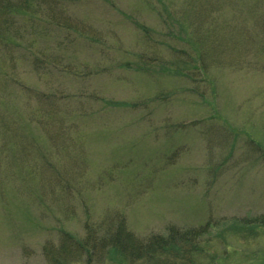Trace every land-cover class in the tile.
<instances>
[{
	"label": "rangeland",
	"instance_id": "374dc122",
	"mask_svg": "<svg viewBox=\"0 0 264 264\" xmlns=\"http://www.w3.org/2000/svg\"><path fill=\"white\" fill-rule=\"evenodd\" d=\"M257 1L64 0L71 24L84 35H65L44 20L23 22L31 49L47 55L44 64L57 55L58 64L36 70L16 51L9 71L25 86L0 76V114L17 117L19 130L46 146L37 120L49 103L26 89L43 91L84 151L80 157L59 143L41 155L32 145L28 159L11 160L0 139V264H48L43 245L57 241L59 229L80 235L86 221L97 224L114 212L138 236L161 233L170 222L209 220L202 244L208 253L197 264L214 257L216 264H264V230L240 232L235 221L251 224L264 214V40L225 55L233 66L210 67L215 100L213 85L195 68L193 81L163 69L138 70L160 59L169 68L172 47L174 54L187 48L176 17L183 24L201 19L200 33L256 31L245 3L264 8ZM7 172L12 184L4 185ZM73 264H85L84 257Z\"/></svg>",
	"mask_w": 264,
	"mask_h": 264
},
{
	"label": "trees",
	"instance_id": "16d2710c",
	"mask_svg": "<svg viewBox=\"0 0 264 264\" xmlns=\"http://www.w3.org/2000/svg\"><path fill=\"white\" fill-rule=\"evenodd\" d=\"M256 4L257 6L263 5L264 0L257 1ZM250 5L252 4L249 2L245 3V7L251 11L249 15L252 18L254 16L256 19V31L251 26L247 27L248 29L234 27L232 30H238V32H233V34L229 30L221 31L219 28L217 33L209 28L207 29L210 32L200 33L201 19L191 18L192 20L188 24H183L176 17V21L182 30V35L177 37L187 44L188 49L183 50L182 48L174 54V47H172L174 61L171 64L173 66L169 68L163 64V59H160V62H157L156 65L148 62L147 64L149 65L138 68V70L163 74L160 72L163 69L168 76L190 78L193 81L194 74L190 73L189 70H194L195 68L205 75L202 78L203 80L206 79L213 85V100H215V81L208 77L210 75V67H231L234 61L226 59L225 55L234 51H242L243 46L264 40V12L255 15L257 11L264 8L251 7ZM201 14L205 13L201 12ZM170 18L175 20V17ZM38 20H44V22L51 24L53 27L61 29L65 35L72 30H76L79 35H84L82 30L74 28L71 24L73 20L64 8V0H0V76L4 79V82H6V79L23 88L25 86L24 82L9 71L10 68L14 67L16 51L21 52L22 50L23 59H27L26 61L31 63L36 70L39 68L44 69L49 64L57 66V55L52 56V63H49L48 59L45 58L46 63L44 64L43 57L47 55L45 53H42L43 57L38 55L35 48L32 50L30 47L34 43V39L25 37L23 22ZM193 20H195L194 24ZM74 21L76 22L75 19ZM132 23L143 32H148V27L136 19ZM252 29L256 41H254L253 37H250L248 32ZM226 33L227 35L224 39H219L220 36ZM246 36L249 37V43H243L247 40ZM46 52L50 56L52 55L50 51ZM148 60L146 59V61ZM137 62L134 64L138 65ZM64 68L66 69V67ZM83 74L86 75L84 72ZM51 86L49 85V88ZM26 91L30 95H34L33 97L40 103H49L47 105L43 104L42 110L44 112L41 113L40 118L37 120L41 128L40 131L45 136L46 146L37 141L30 133L28 135L26 131H20L17 117L0 114V127L2 128L0 139L3 141V147L8 152L12 151L7 156L11 160L17 159L16 157L26 160L30 156L29 152L26 154V151L33 149L32 145L37 146L36 149L39 154L45 155L43 151H47L48 154L46 147H56L59 143H64L66 146H71L81 157L84 150L81 149L79 143L70 139L71 135L67 136V131L63 125L65 119L56 120L55 116L58 114L59 108L51 102L50 96H43V91L35 90L29 86ZM204 101L207 100L204 99ZM113 106L129 107L130 105L125 102H114ZM29 117H32V115H29ZM207 121L208 119L205 122ZM45 164L48 167L47 169H54V164L50 160L45 159ZM49 175V173L44 172L41 177H45L46 182H48L51 181V179L47 180ZM10 177V173L7 172L6 179L2 183L4 185L12 184V178ZM253 220L254 222L251 224H249L247 219L235 221L239 222L240 226L237 228H239L240 232L245 226L264 230V214L253 217ZM210 223L208 220L204 224L197 226H185L177 222H170L163 227V232L161 233L138 236L128 229L124 214L114 212L105 221L97 224L86 221L80 235H75L63 228L59 229L57 241L46 242L43 245V254L48 264H73L81 257H84L85 264H197V259H201L203 254L208 253L207 250H204L202 244L203 237L209 231L208 225ZM214 259L216 257L209 264H216ZM200 264L207 263L201 262Z\"/></svg>",
	"mask_w": 264,
	"mask_h": 264
}]
</instances>
